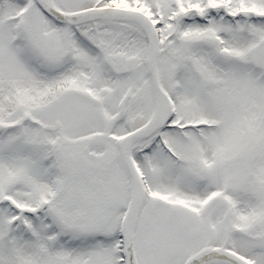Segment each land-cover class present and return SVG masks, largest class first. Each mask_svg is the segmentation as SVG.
Returning <instances> with one entry per match:
<instances>
[{"label":"snow or ice","instance_id":"1","mask_svg":"<svg viewBox=\"0 0 264 264\" xmlns=\"http://www.w3.org/2000/svg\"><path fill=\"white\" fill-rule=\"evenodd\" d=\"M0 264H264V0H0Z\"/></svg>","mask_w":264,"mask_h":264}]
</instances>
